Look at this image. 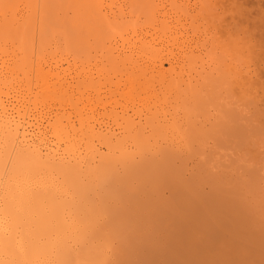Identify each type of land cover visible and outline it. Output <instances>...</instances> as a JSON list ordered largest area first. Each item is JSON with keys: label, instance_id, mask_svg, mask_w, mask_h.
I'll return each instance as SVG.
<instances>
[{"label": "bare ground", "instance_id": "6f19581e", "mask_svg": "<svg viewBox=\"0 0 264 264\" xmlns=\"http://www.w3.org/2000/svg\"><path fill=\"white\" fill-rule=\"evenodd\" d=\"M216 1L26 0L19 8L0 0V264H264V110L251 111L253 96L236 80L248 76L253 48L235 31L228 44L209 45L187 23L191 12L214 22ZM90 37L110 44L102 57L115 84L158 83L138 89L149 96L117 103L138 116L124 118L120 133H101L96 118L63 123L64 110L40 105L73 94L46 81L42 52L54 40L85 50ZM223 84L225 96L215 91ZM235 89L244 100L227 101ZM169 98L211 108L160 119ZM122 132L120 148L146 132L162 141L135 145L139 158L126 159L88 139L109 146Z\"/></svg>", "mask_w": 264, "mask_h": 264}, {"label": "rangeland", "instance_id": "374dc122", "mask_svg": "<svg viewBox=\"0 0 264 264\" xmlns=\"http://www.w3.org/2000/svg\"><path fill=\"white\" fill-rule=\"evenodd\" d=\"M255 1L258 2L256 3ZM8 2L12 6L17 5V7L22 8L23 5L26 3V0H8ZM257 4L261 6V8ZM255 5L259 7L258 8L259 10L256 8ZM235 6L237 7L235 8ZM235 9H237V11ZM232 10L235 12V13L233 12L234 14L232 13ZM254 10L258 12V15L256 14V12H254ZM209 11L211 12L212 15L218 16L217 18L214 16V20L216 19L214 22L212 16L207 15L206 18H204L203 16L200 17L196 16V12H191V16H189L187 20L188 27H190L189 33L191 34L192 37L194 36L196 39L198 38V40L200 41L206 40L207 44L209 45L213 42L214 43L219 42V45L220 42L224 41L225 43L229 36L231 37L233 36L234 38V33H235V38L240 37L242 42H244L246 46L248 45L247 47L249 48V51H252L253 48L252 53L254 55H252V53L250 54V52L248 51H246L247 53L245 51L243 52V54L246 53L245 54L246 56H248L249 53L251 55L248 56L249 58L252 57L250 61L248 57L243 55V57L245 56L244 58L247 59V62H249L248 65L247 64L246 65L248 67V71L250 70L249 71L250 75L248 74V76H245V73H243V76H245V78L248 80L246 81L244 77L240 78L238 76H236L237 77L236 80L245 82L246 83L245 86L247 87V94L249 93L250 96H253L252 100L254 101L255 104H252L251 111L254 110L259 111V109L264 110V57H263L264 54H262V52L264 51L263 49L264 31L260 29V26H262L261 28L264 29V22L261 19H259V18L263 19L264 17V0H217L216 3H214V6L211 7ZM239 11H241V13L243 12L244 13L240 15ZM236 12L238 13V15ZM69 13H67L68 14L67 17L72 16V14ZM258 20H260L259 23ZM253 24L255 26H253ZM235 25L236 26L238 25L239 27H241V29H239V27H236ZM254 27H256L255 29L257 32L255 31V29H253ZM250 28H252V30ZM258 28L260 29V31ZM233 31L235 32L233 33ZM243 36L244 37L247 36V37L244 38ZM258 36L260 40H258L257 38ZM231 37H229V40L233 39ZM229 40L227 42H229ZM261 40H263V42ZM227 42L225 44H228ZM87 44H88L87 49L79 50L78 49L79 46L78 45H76L75 47L72 46L70 41L60 43V41L54 40L48 46V50L42 52L41 61L42 63L44 62L43 64L45 68L44 71H46V74L48 75L46 81H48L49 84L59 83V82L64 83V86L69 87L70 89L73 90V94L71 93L66 94L61 100L53 96H47L46 98H43L41 100L40 105L43 109H50L53 111H55L56 109H59V111L64 110L65 116L62 119L63 123H65L68 120L67 118L69 117V119L73 121L74 125L78 127V119L82 120L85 125H88L92 123L93 119L96 118L97 122L102 123L101 133L106 134L108 129L115 130L116 132L119 131L120 133L121 131L119 130V128L124 124V120H125L124 118H126L127 116H131V119L134 118L137 121L138 116L133 115L134 111L131 108H128L126 110V113L128 115H122L124 112L116 105L121 103V100H125V99H127L126 101L129 102L131 100L130 98H133V96L141 95L139 93V90L141 91L142 89H147V87L152 88L154 85L157 86L158 83L154 81L153 78H151L149 82L153 83L154 85L146 84L145 79L138 81L137 85L133 84L135 87L133 85L123 86V85L115 84V81H117L118 79V77L115 76L116 72L112 68L108 58L102 57L104 56L105 51L109 50L108 46L110 44L102 45L101 48L100 42H95V40L92 37H90V41H88ZM257 44L258 45L260 44L261 47L260 46L258 47ZM255 45L257 48L254 47ZM259 48L260 51L262 48V52L259 51ZM198 64H200V62ZM168 67L169 66L166 64L165 69H167ZM99 70L102 71V75H101L102 79L100 81H97V75L100 73ZM86 73L87 74L89 73V76L85 77ZM78 75L79 76L82 75L80 76L81 77L80 79ZM148 77L149 76H147L146 78ZM248 81L250 84L247 83ZM245 86H243L244 90H246ZM235 90L237 91L236 92L237 94L234 93L235 96L230 98L226 96L227 101L237 100L240 98L244 100V98H242L243 93L241 92L246 93V91H240L238 89ZM215 91L220 92L223 96H225L226 93H231L229 90V86H226L225 84L221 86L219 85L217 89H215ZM151 94L152 93L149 90L148 92L142 94L141 96L144 97V95L149 96ZM146 98L147 97H145L144 99ZM160 98H162V96H160ZM168 101L169 102L158 112V114L160 115L159 117L160 119L162 116L165 115L166 116L165 119H169L168 121L172 120L171 113H173L175 110L179 112L178 114L179 116L180 115L182 116L183 113L186 112L192 113L194 115L196 114L201 115L203 112H205L207 108H211V106L209 105L207 106L206 104H204L203 107L193 108L190 105L185 106L179 102H174L171 100V98H169ZM159 103H162V100ZM139 104L140 105H138V110L140 109L142 111L141 114H145L149 102L143 101L140 102ZM80 107H84L85 111L79 117L76 116L75 110H78V108ZM200 119H202V117ZM122 136H123V132L117 137V139L116 138L112 139V142L110 141L111 143L109 144V146L106 145L102 137H96V136L95 137L87 136V137L88 139H90V141L93 140L92 143L97 147H99L100 152L105 154L104 156L108 155L114 158L125 157L126 159L139 158V153L137 152L135 145H141L146 142H147L146 144H154L155 141H162L161 140L162 136L158 137L159 135L156 134L151 135L150 132H146L144 133L145 136L144 141L138 142L137 140H135V138L126 137L123 140L122 148H120L118 147V144L120 143L119 141L121 140ZM209 142L210 143L208 147H211L212 141L209 140ZM125 148L127 149L126 153L123 152ZM182 155L186 156L188 154H182ZM189 166L192 167L193 162H190ZM165 194L167 195V192Z\"/></svg>", "mask_w": 264, "mask_h": 264}]
</instances>
